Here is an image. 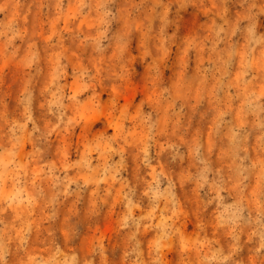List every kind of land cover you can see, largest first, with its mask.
Returning a JSON list of instances; mask_svg holds the SVG:
<instances>
[{
	"label": "clouds",
	"instance_id": "9594fccd",
	"mask_svg": "<svg viewBox=\"0 0 264 264\" xmlns=\"http://www.w3.org/2000/svg\"><path fill=\"white\" fill-rule=\"evenodd\" d=\"M12 3L2 0L0 14H6ZM68 7L76 18L94 21L88 51L79 58L90 53L94 70L79 64L70 69L61 45L56 57L60 78L73 77L79 90L69 94L60 89L55 111L53 102L41 105L47 118L55 116L53 123L40 125V54L35 41L29 45L32 55L24 64L25 81L17 98L24 110L22 120L10 114L12 101L6 89L16 88L0 73V192L6 181L12 187L10 195L0 197V264H97V258L99 264H115L120 249L109 251L102 241L83 261L77 251L86 230L103 219L115 185L120 186L125 210L118 226L124 238L123 264H246V258L250 264H264V163L249 162L248 121L242 118L237 124L231 115L237 95L231 90L237 88L244 100L242 117H253L251 128L259 130L258 147L264 151L260 146L264 144V0H69ZM63 8L64 0H56L61 16ZM193 19L201 30L196 36L187 34ZM26 35V22L0 24L4 54L15 56ZM194 52L200 59L208 58L197 65V72H193ZM132 84L144 86V95L151 94L150 104L139 94L121 104ZM193 91L198 107L190 114L184 101ZM207 95L214 103L215 119L206 150L196 125L212 116L202 103ZM88 97L91 108H85ZM81 108L106 115L115 131L103 120L86 127L83 155L65 147L63 163L57 165L50 139L53 133L73 136L81 124L76 115ZM134 112V125L144 133L135 153L137 167L154 169L142 196L133 195L136 185L127 147L133 126L128 118ZM225 127L228 143L223 155L231 161L227 171L217 168L214 160L216 148L224 147L218 130ZM25 133L36 145L27 162L37 160L42 175L51 181L53 194L47 200L39 184L26 191L29 172L19 154ZM93 134H98L95 139ZM157 146L160 151L154 153ZM93 152L103 160L98 163ZM189 155L196 171H183L182 186L185 194L194 186L198 198L194 207L184 203L175 179ZM254 176L257 187L252 189ZM40 203L48 210L47 227L46 234L36 232L37 242L44 246L36 251L30 218ZM9 209L16 213L14 218L7 215ZM144 231L151 233L147 251L141 238ZM41 251L48 253L47 258Z\"/></svg>",
	"mask_w": 264,
	"mask_h": 264
},
{
	"label": "rangeland",
	"instance_id": "374dc122",
	"mask_svg": "<svg viewBox=\"0 0 264 264\" xmlns=\"http://www.w3.org/2000/svg\"><path fill=\"white\" fill-rule=\"evenodd\" d=\"M2 2V0H0ZM69 0H64L63 15H59L56 9V0H19V3H16L13 0L11 8L7 11L6 14H0V24L7 25L13 20L20 22L22 25L26 22L27 35L23 41H20V48L18 53L15 56H8L4 54L3 44H0V73L6 74L9 77V82L15 86L16 91L12 92L11 88L6 90L10 93V99L12 101V108L10 109V114L18 119H23L24 110L17 104V98L19 97L20 91L23 87L25 81L26 69L24 64L26 60L32 55L31 49L29 47L31 41H35L38 44V51L40 54V76L38 79V88L37 95L40 96V103L37 104V111L42 114L40 119V125L42 127L49 126L55 121V116L51 119L47 118L48 114L46 107H41V105H47L49 102H53L54 111L58 107V102H55V95L60 93V89L69 94H75L79 90V85L76 80L71 76H65L63 80L60 78L59 68L57 66V54L62 51L61 45L63 44L65 55L69 57L70 69L76 67L78 64L81 66H86L93 68L94 63L93 57L89 53L87 58L80 60L79 58L88 51L87 40L89 36L94 33V21L89 18H76L72 15L71 10L68 7ZM202 14V13H201ZM201 30L199 25L195 23L193 19L192 27L188 30L187 34L196 36ZM139 47V45H138ZM207 57L200 59L196 56V53H193V72H197V65L200 63H207ZM177 64L179 65L182 62V56L177 55ZM63 63H68V61H63ZM49 86L51 89L49 91ZM233 93H236L235 99L232 101V120L235 123H240L241 119L248 121L247 127L249 128L251 134V146H250V163L262 162L264 163V151L259 150L258 137L260 135L259 130H253L251 128V123L253 117H242L241 106L243 105V96L240 95V90L234 88L231 90ZM257 91H259V86H257ZM145 88L141 84H132L127 89V95H125L121 101V104H127L132 102L136 96L142 95L143 102L151 103V94L144 95ZM87 95V93H84ZM106 97L102 95V100ZM188 105V111L191 114L194 107H198V97L195 91H193L187 99L184 101ZM91 97L85 101V108L92 107ZM202 103L204 105V111L207 113H212V116L206 121H198L196 128L201 129L202 136L204 140L205 149L210 140V134L212 132L213 121L215 119V107L210 95L204 96ZM139 110V105H137V111ZM71 114V113H70ZM77 118L81 121V124L77 127L76 132L73 136L65 137L63 134L53 133L50 143L52 144V160L57 165H62L64 160L63 149L67 148V151L76 153V150H79V154L82 156L85 151V143L83 138V133L85 132L86 127L97 124L99 121L103 120L107 129L114 132L115 129L110 124L109 119L104 114H98L95 111H85L84 108L76 114ZM136 119V112L133 113L131 117L128 118V123L133 125L132 130L129 136V139L132 141L129 144L128 152L131 155L132 168H131V179L133 185H136L133 195H143V191L146 187L145 181H151L154 169L148 167L138 168V161L135 158V153L138 151L137 144L140 140L143 139V131L137 130L134 121ZM93 134V139H95ZM196 135V129H193V136ZM218 135H220L221 142L224 145L223 148L217 147L214 154V160L217 168H223L227 171L228 165L231 161L223 155L224 151L227 148V128H222L218 130ZM214 141V138H213ZM163 140L160 141L162 145ZM260 146L264 147V144ZM10 149L11 145H7ZM36 145L34 142H30L27 138V133H25V138L22 144L19 147V154L21 160L25 163L26 168L29 172L27 177L28 188L31 190V187L35 184H39L43 189L42 195L45 200L50 198L53 194V189L51 188V181L49 178H46L42 175L40 169L42 165L35 159L29 164L27 158L32 155ZM186 150L187 146H186ZM160 151V147L157 146L154 148V153ZM190 151V150H189ZM96 156L97 162L103 160V156L97 155L95 152L92 153ZM159 159V157H158ZM195 172L196 164L193 161L191 155L187 157V161L184 165V169L178 170L175 174V179L177 186L181 189L182 198L184 203L189 207H194L197 201V196L193 191L185 194L183 192L182 182L184 181V176L182 175L183 171ZM139 173L140 181L137 184V174ZM75 175V171L72 173ZM94 187V186H91ZM104 188H107V184L103 185ZM256 178L253 177L252 189H255ZM250 189V192L251 190ZM12 192L11 182L6 181L3 192H0V197H6ZM120 186L115 185L112 196L109 198V203L107 205V210L104 213V217L98 225H93L91 228L87 229L85 235L81 238L77 245V251L79 252L80 259L83 261L91 253L92 247L99 243L103 242L109 251L116 248L120 249L121 257L115 262V264H123V249H124V238L121 237L119 231V220L120 217L124 214V209L122 202L119 199ZM92 198V191H89V202ZM71 207V204L68 206ZM43 203H40L36 206L33 216L30 218L32 221V227L34 229L32 234V248L36 251H40L44 246L37 242L36 232H40L42 235L44 233V228L47 225L44 223V215L48 211L43 209ZM223 210V209H221ZM68 209H65V214H67ZM7 215L9 218H14L16 213L12 209L8 210ZM136 215H139L137 212ZM211 219V216L209 217ZM151 236V233L144 231L141 234V238L145 239V251H147V246L150 243V240L146 239ZM67 250V249H66ZM45 258H47L48 253L40 252ZM97 264H99V258H97ZM246 264H250V258H246Z\"/></svg>",
	"mask_w": 264,
	"mask_h": 264
}]
</instances>
